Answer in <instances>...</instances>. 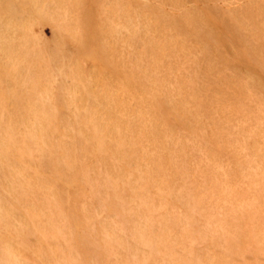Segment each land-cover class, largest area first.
I'll list each match as a JSON object with an SVG mask.
<instances>
[{"label":"rangeland","instance_id":"obj_1","mask_svg":"<svg viewBox=\"0 0 264 264\" xmlns=\"http://www.w3.org/2000/svg\"><path fill=\"white\" fill-rule=\"evenodd\" d=\"M0 264H264V0H0Z\"/></svg>","mask_w":264,"mask_h":264}]
</instances>
